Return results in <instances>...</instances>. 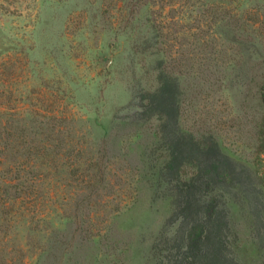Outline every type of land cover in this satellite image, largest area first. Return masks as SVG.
Masks as SVG:
<instances>
[{
	"label": "rangeland",
	"instance_id": "374dc122",
	"mask_svg": "<svg viewBox=\"0 0 264 264\" xmlns=\"http://www.w3.org/2000/svg\"><path fill=\"white\" fill-rule=\"evenodd\" d=\"M142 4L0 0V100L9 98L13 112L40 107L58 113L53 126L57 157L88 162L71 176L62 169L57 173L52 199L44 203L52 222L35 232L16 223L7 244L0 236L5 252L0 263L3 256L5 262L19 263L11 258L15 245L27 252V264H181L172 248L180 243L172 236L184 216L171 214L166 194L153 190L145 165L149 151L154 163L166 152L165 145H155L157 118L128 121L132 93L154 85L163 68L171 70V79L178 78L183 131L213 135L224 153L259 175L251 205L240 192L233 196L232 251L225 264H264V154H256V127L263 114L264 0H242L241 10L247 12L239 19L247 24H237L232 42L218 40L213 30L188 31L185 11L176 20L179 25L162 35L156 30L163 25L161 10ZM199 37L213 42L199 46L203 61L195 52ZM233 65L239 73L230 80ZM97 158L103 180L90 193L82 180L98 173L92 161ZM52 227L59 247L39 259L37 247L49 246Z\"/></svg>",
	"mask_w": 264,
	"mask_h": 264
},
{
	"label": "trees",
	"instance_id": "16d2710c",
	"mask_svg": "<svg viewBox=\"0 0 264 264\" xmlns=\"http://www.w3.org/2000/svg\"><path fill=\"white\" fill-rule=\"evenodd\" d=\"M138 1L144 2L142 5L149 7V11H153V8L161 10L163 25L156 30L162 35L179 25L180 22L176 20L184 16V11L189 16L188 31L205 33V29L213 30L216 36L219 35L218 40L232 42L230 35H235L239 22L241 26L247 24L246 20H242L247 12L241 10L242 0ZM147 36L148 33L142 39L138 38V43H143ZM195 43L198 45L195 51L198 52V59H207L201 58L199 52L202 49L199 46L213 44L212 40L199 37ZM251 49L260 54L256 44ZM219 56L221 59L224 57L222 52H219ZM235 68L236 65H233L228 73L230 80L239 73ZM170 71L162 68L155 76L154 85L132 93V112L128 121L140 123L145 119L157 118L155 145H165L166 152L154 163L152 151H149L145 165L146 171L152 172L150 181L153 190L166 194V200L172 207L171 214L180 212L184 216V222L172 236L173 243H180L172 246L173 255L181 257V264H225L232 251L228 237L233 196L235 191L240 192L245 196L246 203L251 205L255 191L261 185L257 182L259 175L224 153L213 135L206 137L183 131L178 78L171 79ZM230 88L226 87L229 92L232 91ZM261 89L263 114L256 127L258 156L264 154V83ZM9 104V98L3 96L0 100V236L4 237L6 244L9 238L13 239L16 223H24L30 232H35L40 224L52 222V213L46 212L44 203L47 197L52 199L51 191L57 186L60 169L71 176L73 172L88 166L87 161H62L57 157L60 146L55 144L53 126L55 128L58 113L49 114L40 107L19 108L13 112ZM92 161L96 163L98 173L88 176V180H82L84 189L90 193L103 180L100 175L102 159ZM187 164H192L190 171L184 170ZM47 234L49 246L37 247L39 259L43 253L59 247L57 229L52 227ZM164 234L161 231L160 236L164 237ZM27 240L30 245L35 242L30 233ZM3 243L2 240L0 254L5 253ZM152 251L155 255L160 254L157 247H153ZM12 253L11 258L18 260V264H27L24 249L14 245ZM4 258L0 264H11L10 261L5 262ZM240 264L245 263L240 261Z\"/></svg>",
	"mask_w": 264,
	"mask_h": 264
}]
</instances>
